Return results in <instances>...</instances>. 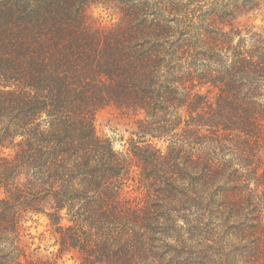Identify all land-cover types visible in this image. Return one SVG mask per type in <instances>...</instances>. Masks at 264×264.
I'll use <instances>...</instances> for the list:
<instances>
[{
  "label": "trees",
  "instance_id": "1",
  "mask_svg": "<svg viewBox=\"0 0 264 264\" xmlns=\"http://www.w3.org/2000/svg\"><path fill=\"white\" fill-rule=\"evenodd\" d=\"M263 6L0 0V264H55L28 256L37 214L79 264H264Z\"/></svg>",
  "mask_w": 264,
  "mask_h": 264
},
{
  "label": "rangeland",
  "instance_id": "2",
  "mask_svg": "<svg viewBox=\"0 0 264 264\" xmlns=\"http://www.w3.org/2000/svg\"><path fill=\"white\" fill-rule=\"evenodd\" d=\"M88 12L92 20L103 25L115 22L118 17L113 10L98 4H91ZM244 22L253 23L257 28L264 29V6L261 10L249 14ZM95 126L98 134L108 137L117 150L127 152L130 149V140L135 129L134 118L131 115L124 114L113 106H106L97 111ZM26 225L30 234L24 241L30 259H44L55 264H79L73 253L60 250L46 217L34 215Z\"/></svg>",
  "mask_w": 264,
  "mask_h": 264
}]
</instances>
